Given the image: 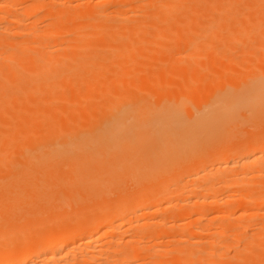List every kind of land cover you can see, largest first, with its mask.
<instances>
[{
	"label": "bare ground",
	"instance_id": "obj_1",
	"mask_svg": "<svg viewBox=\"0 0 264 264\" xmlns=\"http://www.w3.org/2000/svg\"><path fill=\"white\" fill-rule=\"evenodd\" d=\"M68 1L0 0V264H264V0Z\"/></svg>",
	"mask_w": 264,
	"mask_h": 264
},
{
	"label": "rangeland",
	"instance_id": "obj_2",
	"mask_svg": "<svg viewBox=\"0 0 264 264\" xmlns=\"http://www.w3.org/2000/svg\"><path fill=\"white\" fill-rule=\"evenodd\" d=\"M73 1H74V0H72V2H71V1L69 2V1H68L69 3L67 2V6L70 7V4L73 3ZM76 1H77V0H76ZM78 1H79V0H78ZM78 1H77V2L74 1V3H78ZM83 1H85V0H83ZM83 1H82V3H87L88 0H86L85 2H83ZM96 1H97V2H93L92 5L90 4L91 6H88V9L96 10V9L98 8L97 11H99V7L102 6L101 9H102V8H108V9H106V10H103V9H102L103 11H106V13H107V10L110 9L109 11H110L111 13L109 12V14H112V15L115 14L114 16L117 17V14L120 12V10H123V9L127 6L126 4H129L131 0H113V1H112V0H108L110 3L108 2L107 4L102 3V2H105V3H106L107 0H106V1L96 0ZM125 1H126V3H125ZM99 2H100V3H99ZM111 2H112V3H111ZM21 3H22V2H21ZM21 3H19V5H21ZM96 3H97V4H96ZM23 4H24V3H23ZM79 4H81V0H80V3H79ZM154 4H155V3H154ZM154 4H152V5H154ZM155 5H156V6H157V5L159 6V4H155ZM22 6H23V5H22ZM96 6H97V7H96ZM98 6H99V7H98ZM124 6H125V7H124ZM156 6H155V7H156ZM90 7H91V8H90ZM92 7H95V8L92 9ZM49 8H50V6H49L48 8H46V9H49ZM112 8H114V9H112ZM147 8H149V9H147L148 11H146V10L143 9V11L140 10L141 12H139V13H136V12L134 11L136 14H135L134 12H132V14H133L132 17H133L134 14H135V16H136L135 18H136L137 20H135L134 17H133V19H134L135 21H138V19H139V20L144 19L142 15L145 14L144 16H147V15L149 14V12L152 13L153 11L156 10L155 8H151V5L148 6ZM101 9H100V11H101ZM145 9H146V8H145ZM151 9H154V10H151ZM149 10H150V11H149ZM44 11H47V10H44ZM138 11H139V10H138ZM138 11H137V12H138ZM115 12H117V13H115ZM44 14H45V13H44ZM112 15H110V16H112ZM140 15H141V16H140ZM139 16H140V17H139ZM97 17H98V16H97ZM115 17H114V18H115ZM141 17H142V18H141ZM89 18H90V19H89ZM112 18H113V17H112ZM145 18H146V17H145ZM92 19H93V17H88L87 14H78V15H75V16L73 17V19H72V22L69 23L68 28L73 29L75 25H80V24H85V25H87V24L89 23L88 21H91ZM93 20H94V19H93ZM83 21H84V22H83ZM86 21H87V24H86ZM166 21H170V22L168 23V24H170L172 20H166ZM43 22H44V21H43ZM160 22H161V21H160ZM161 23H162V22H161ZM164 23H165V22H164ZM164 23H162V24H164ZM44 24L46 25L45 22H44ZM67 24H68V23H67ZM165 24H167V23H165ZM41 26H44V25H41ZM80 26H81V25H80ZM59 27H60V26H57L56 28H59ZM63 27H65V26H63ZM59 29H60L59 31H62L61 27H60ZM57 30H58V29H57ZM25 34H27V33H25ZM23 35H24V34H23ZM28 35H29V34H28ZM68 35H69V33H68ZM68 35H67V34L62 35V36L60 35V37H61V39H65V41H66L67 37L70 38ZM168 35H169V34H168ZM171 35H172V34H171ZM171 35H170V37L167 36L168 38L165 37V38H167V39H166L167 41H169L168 39H172L171 37H172L173 35H172V36H171ZM12 36H13V35H12ZM26 36H27V35H26ZM29 36H31V35H29ZM70 36H71V35H70ZM14 37H15V36H14ZM14 37H13V38H14ZM21 37H22V36H21ZM21 37L18 35V38H21ZM58 37H59V36H58ZM101 37H104V36H101ZM101 37H98V39L96 38V39H97L96 41H99V42H100V41H102V40H104V39L106 38V37H105V38H102V40H101ZM15 38H16V37H15ZM23 38H24V36H23ZM23 38H22V39H23ZM29 38H30V37H29ZM179 40H180V39H179ZM182 40H183V39H182ZM182 40H180V41H182ZM61 41H62V40H61ZM65 41H62L61 43H63V42L65 43ZM96 41H95V42H96ZM173 41H174L175 43L178 42V41H175L174 39H173ZM184 42H187V41H184ZM184 42L182 41V43H184ZM64 43H63V44H64ZM171 43H173V42H171ZM178 43H179L178 45H180L181 42H178ZM63 44H59V46L61 47ZM66 45H67V44H66ZM174 45H175V44H174ZM186 45H187V43H186ZM64 46H65V45H64ZM171 46H173V45L171 44ZM171 46H168L169 48H168V47L164 48L165 50L163 49L162 52L165 53V55H167L168 52H169V55H170L171 51L173 50L172 54L175 52V54L173 55V57H175V59L177 58V60L179 59V56H178V57H176V56L179 55L180 53L184 55L183 51L187 48V47L184 48L185 46L183 45V46H184V47H183L184 49L182 48L183 51H181V48H179V46H177L178 48H176V47H175L176 45H175V46L173 47V49H171ZM181 46H182V45H181ZM250 46H251V45H250ZM250 46H249V45H248V47L246 46V47H247V50H249V51H250ZM253 46H254V45H253ZM253 46H252V47H253ZM57 47H58V46L55 45V48H57ZM246 47H245V49H246ZM255 47H256V46H255ZM255 47H253V48H255ZM55 48H54V49H55ZM58 48H59V47H58ZM64 48H65V47H64ZM61 49H63V48H61ZM179 49H180V50H179ZM240 49H242V47H241ZM240 49H238L239 51L237 50V51H238V54H240V51H241ZM176 50H177V51H176ZM178 50L180 51V53H179ZM243 50H244V47H243ZM252 50H253V49H252ZM244 52L247 53L248 51H245V50H244ZM244 52H241V53L243 54ZM246 53H245V54H246ZM242 54H241V55H242ZM247 54H248V53H247ZM247 54H246V56H248ZM162 55H163V54H162ZM169 55H168V56H169ZM183 55H180V56L182 57ZM243 56H245V55H243ZM169 57H170V56H169ZM171 57H172V56H171ZM245 58H248V57H245ZM175 59H174V60H175ZM180 59H181V58H180ZM248 59H250V58H248ZM179 61L181 62L182 60H178L177 62L179 63ZM245 61H246V59H245ZM182 62L184 63V62H186V61L183 60ZM182 62H181V63H182ZM223 62H224V60H223ZM225 62H226V61H225ZM181 63H179V64L181 65ZM183 63H182L181 66H184ZM257 63H260L261 66H262V63H261V62L258 61ZM179 64H178V65H179ZM185 64H186V63H185ZM260 64H259V65H260ZM180 65H179V66H180ZM155 66H156V67H155ZM155 66H152V68H153L152 70H156V71H158V70H159L158 68H160V67H158V66H159L158 63H156ZM157 67H158V68H157ZM176 67H178V66L176 65ZM154 68H156V69H154ZM171 74H173V73L170 72V73L168 74L169 76H168V75H167V76H168V78H169L170 81H174V82H173V83H174L173 85L176 86L177 84L182 83V82H181L182 79L178 78V80H179V81H178L177 78H174L173 75H171ZM171 76L173 77V79H172ZM175 79H176V80H175ZM172 89H173V88H172ZM54 102H55V101H54ZM62 102H63V101H62ZM59 103H60V101H56L55 103H51L52 105H51V104H50V105H51V106H54L55 104H56V105H60V104H62V103H60V104H59ZM63 104H64V103H63ZM242 117H243V116H242ZM239 118H240V117H239ZM244 118L246 119V116H245V115H244ZM241 119H242V118H240V120H241ZM247 120H248V119H246V122H247ZM249 120H250V119H249ZM263 120H264V119H263ZM242 122H243V121H242ZM244 122H245V120H244ZM244 122H243V124L246 123V122H245V123H244ZM263 122H264V121H263ZM247 123H248V122H247ZM261 123H262V121H261ZM241 124H242V123H241ZM241 124L239 123V125H241ZM263 124H264V123H263ZM263 124H261V125H263ZM249 125H250V124H249ZM259 125H260V124H259ZM261 125H260V126H261ZM243 126H244V125H243ZM243 126H241V127H243ZM245 126H246V125H245ZM237 127H238V125H237ZM241 127H239V129H240ZM254 127H255V126H254ZM256 127L258 128V125H257ZM263 127H264V126H263ZM250 128H251V130H250ZM257 128H253V126L250 127V126H248V125H247L245 128H241L242 131L244 130L245 134H247V135H245V136H246V137H245V136L243 135L244 132L242 133L243 137H244V138H247V139H245L246 141L249 140V139H252V138H251L252 136H251V137H248V136H250L251 133H254V136H255V134H256L255 131L257 132L258 129H260V127H259L258 129H257ZM237 129H238V128H237ZM237 129H235V130L237 131ZM239 129H238V131L241 130V129H240V130H239ZM261 129L264 130V128H262V127H261ZM261 129H260V130H261ZM249 130H250V131H249ZM236 131H234V132L236 133ZM242 131H241V132H242ZM232 132H233V131H232ZM232 132H231V133H232ZM234 132H233V133H234ZM262 132H264V131H262ZM262 132L260 131V133H262ZM239 133H240V132H239ZM258 133H259V131H258ZM240 134H241V133H240ZM240 134H239V135H240ZM227 135H228V134H227ZM242 135H241V136H242ZM237 137H238V135L236 136V139H237ZM238 138L240 139L241 142H239V143L235 142L237 145H238V144H242V143H244L245 140L243 141V140L241 139L242 137H241V138L238 137ZM190 139H192V138H190ZM195 139H196V138H195ZM202 139H203V138H202ZM206 139H207V138H206ZM212 139H214V138H211V140H212ZM216 139H217V138H216ZM216 139H214V141H215ZM219 139H220V138H219ZM223 139H224V138H223ZM225 139H227V138H225ZM225 139H224V140H225ZM230 139L233 140L232 138H230ZM193 140H194V139H192V141H193ZM207 140H210V139H207ZM211 140H210V141H211ZM228 140H229V139H228ZM228 140H226L227 143H221L220 141H219V142L221 143V145H225V144L228 145V142H229ZM196 141H198V139H197ZM203 141L205 142L206 140L204 139ZM234 141H235V139L233 140V142H234ZM236 141H237V140H236ZM238 141H239V140H238ZM242 141H243V142H242ZM224 142H225V141H224ZM230 142H232V141H230ZM230 142H229V143H230ZM152 143H155V142L152 141ZM152 143L150 142V145H151ZM190 143H191V142H190ZM190 143H189V144H190ZM194 143H196V142L191 143V144H193V145H192V146H193V149H191L192 151L189 152L191 155H192V152L194 151V145H195ZM198 143H200V142H198ZM201 143H202V142H201ZM201 143H200V144H201ZM208 143H209V142H208ZM212 143H213V142H212ZM216 143H217V142H216ZM216 143H214V144H216ZM220 143H219V144H220ZM235 143H234V145H236ZM148 144H149V143H148ZM191 144H190V146H191ZM200 144H198V145H200ZM203 144H204V143H203ZM219 144H216V145L219 146ZM231 144H232V143H231ZM196 145H197V144H196ZM196 145H195V147H196ZM198 145H197V146H198ZM216 145H215V148L212 147V146H214V145H212V144H211L209 147H210V148L212 147L213 150H214V149H216ZM221 145H220V146H221ZM234 145H233V146H234ZM143 146H144V144H143ZM146 146H147V145H146ZM146 146H144V147H146ZM190 146H189V147H190ZM192 146H191V147H192ZM228 146H230V145H228ZM233 146H232V147H233ZM187 147H188V146H187ZM199 147H200V146H199ZM202 147H204V146H202ZM146 148H148V147H146ZM149 148H152V146L149 147ZM149 148H148V149H149ZM205 148H206V146L200 150V151H202V152H203V150H204V154H203V155H205V153H207V151H206ZM210 148H207V149H210ZM153 149H154V146H153ZM187 149H188V148H187ZM199 149H200V148H199ZM146 150H147V149H146ZM146 150H145V148H144V151H146ZM151 150H152V149H151ZM151 150H150V151H151ZM195 150H196V149H195ZM148 151H149V150H148ZM205 151H206V152H205ZM151 152H152V151H151ZM209 152H211V149H210ZM209 152H208V153H209ZM189 153H187L186 155H184V153H183V155H181V156H183V157L186 158L187 155H188ZM194 153H195V152H194ZM198 153H199V151L197 152V154H198ZM197 154H196V157H197V156L200 157L201 154H200V153H199L198 155H197ZM181 156H178V159H180V158L182 159ZM179 157H180V158H179ZM196 157H195V158H196ZM190 158H191V156H190ZM197 158H198V157H197ZM178 159H177V160H178ZM181 159H180V160H181ZM190 160H191V159H190ZM190 160L188 159V161H190ZM193 160H194V159H193ZM185 161H186V160H185ZM191 161H192V160H191ZM178 162H179V161H178ZM181 162H182V161H180V163H181ZM186 163H188V162H186ZM182 164H185V162H184V163L182 162ZM182 164L179 165L180 168H181V165H182ZM176 165H177V164H176ZM182 166H183V165H182ZM177 169H178V166H177ZM259 180H261V179H259ZM112 197H113V196H112ZM113 198L115 199V197H113ZM236 198H237V199H236ZM236 198L234 197V198H232L230 201L228 200V202L226 203V205L228 206V203L230 202V203H229V206H230V205H231V206L228 207V208H231V207H232L231 210L229 209L228 212H231V211H233V209L238 208V206L240 205V202H243V200H242V199H239L238 196H236ZM233 205H234L235 207H233ZM241 211H242V210H241ZM255 212H256V211H255ZM241 214H242V215H241ZM247 214H248V213H247ZM252 214H253V213H252ZM236 215H237V216H236ZM249 215H250L251 217H250ZM249 215L246 216V214H244L243 211H242V213L239 212V213L235 214V215H234V218H232V219H233V221L235 222V224H237V225L235 226V224H234L233 226H235V227L238 226V228H239L240 226H243V227H244V225H242L243 222H244V224H245L246 221H250V219H252V217L254 216V215L252 216L251 213H250ZM248 216H249V217H248ZM255 217H257V216H255ZM255 217H254V218H255ZM259 217H261V216H259ZM259 217H257V219H259ZM262 217H263V216H262ZM262 217H261V218H262ZM249 218H250V219H249ZM254 218H253L252 220L255 222L256 219L254 220ZM261 218H260L259 220H256V222H257V221L260 222ZM232 219H231L230 222L233 223ZM244 220H245V221H244ZM261 221H262V220H261ZM236 222H238V223H236ZM256 222H255V223H256ZM258 222H257V224H259ZM239 223H241V224L238 225ZM252 223H253V222H252ZM263 223H264V219H263ZM257 224H255V226H252V227H251L252 224H250V227H248L249 230L247 229V233H249L250 231H252V233L256 232V230L260 228V227H259L260 225H257ZM253 225H254V223H253ZM256 225H257V226H256ZM212 226H214V225H212ZM212 226H210V228H209V229H211V230H209V231H211V232H213L212 229H214V230L216 229V226H214L215 228H213ZM211 227H212V228H211ZM243 227H240V228H241V231H242V228H243ZM257 227H259V228H257ZM252 229H253V230H252ZM238 230H239V229H238ZM241 231L238 232V233H239V234H238L239 236H241V235H240V233H242ZM245 231H246V230H243L244 233H246ZM228 232H230V233H234L233 231H228ZM230 233H228L227 235H229ZM249 234H251V233H249ZM227 235H225V236H226V238H225L226 241H229V240H230L229 242L231 243V240H232V241L236 240L235 238H233V237H234L233 235H232V236H229L228 238H227ZM230 235H231V234H230ZM242 235H243V234H242ZM244 235H246V234H244ZM225 236H224V237H225ZM242 237H243V236H242ZM232 238H233V239H232ZM238 240H239V239H238ZM236 242H237V240H236ZM236 242H235V244H236L237 246L234 247V245H233V247H232V248H234V250L237 249L238 246H241V245H238L237 243H239V244H240V243L243 244L242 247H244V244H245L244 242H243V243L240 242V241H238L237 243H236ZM232 243H233V242H232ZM233 244H234V243H233ZM239 248H241V247H239ZM230 249H231V248H230ZM230 249H229V250H230ZM229 250H227V251L233 256L235 251L233 250V252H232V251H231L232 249H231L230 251H229ZM229 253H228V254H229ZM224 254H225V255L222 256L223 258H222V257L220 258V259H223V261H225L224 259H228V257H227V258H224V257L226 256L227 253L224 252ZM227 256H229V255H227ZM217 259L219 260V258H217ZM219 261H221V260H219ZM221 262H222V261H221Z\"/></svg>",
	"mask_w": 264,
	"mask_h": 264
}]
</instances>
